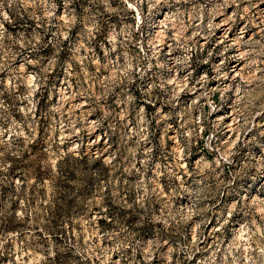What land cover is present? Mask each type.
Listing matches in <instances>:
<instances>
[{"label":"rangeland","instance_id":"374dc122","mask_svg":"<svg viewBox=\"0 0 264 264\" xmlns=\"http://www.w3.org/2000/svg\"><path fill=\"white\" fill-rule=\"evenodd\" d=\"M222 2L0 0V264H201L217 245L219 264L245 224L264 227V56L249 54L225 94L211 89L221 48L193 35L211 36L201 28ZM245 7L223 12L260 40ZM178 10L159 47L158 19ZM175 78L186 82L149 88ZM229 103L236 129L223 136ZM197 180L206 210L177 224Z\"/></svg>","mask_w":264,"mask_h":264},{"label":"clouds","instance_id":"9594fccd","mask_svg":"<svg viewBox=\"0 0 264 264\" xmlns=\"http://www.w3.org/2000/svg\"><path fill=\"white\" fill-rule=\"evenodd\" d=\"M154 2H159V0H154ZM167 2V0H165ZM193 3V0H177V3ZM239 0H223L222 3L217 4L215 8L211 10L210 16H209V23L204 28H201V32L205 31L206 29H212L214 27L212 20L214 17L218 14H221L224 9H226L230 4L238 3ZM258 3H264V0H258ZM258 3H253V0H248V7L243 10L244 14L247 15L249 12H251L252 8L258 7ZM0 11H2V4H0ZM189 15L192 16L194 20L200 19L203 15V7L199 4H194L191 10L188 12ZM185 16L184 11L178 10L175 17H169V24H171V21L173 19H176L177 21H180L181 24L183 23V17ZM258 18L260 23L257 24V27L259 28L260 32L262 33L261 39H251L249 41H246L247 45H249V51L243 53L245 57H247L251 53H255L257 57L264 56V12H260L258 14ZM251 17H249V20L251 21ZM200 34V33H196ZM210 34V33H209ZM184 48L185 52L188 53L191 51L187 47V45H180ZM151 47V46H150ZM190 59L189 56H185L183 59H177L176 63L177 65H182L184 67L187 66V61ZM258 61L252 60L250 61V64H256ZM131 66L129 61V67ZM162 67V65H160ZM180 68H177V71H179ZM218 75L217 79L221 78H227L226 73H221L220 68L216 69ZM262 82H264V77L260 78ZM186 81L176 79L175 81L172 80H162L160 84H152L149 86V88H166L168 84L175 83L179 85H183ZM245 83H248L247 80H245ZM191 90V89H190ZM222 91H228V89H224ZM245 94L247 95V91L245 90ZM207 95V93H206ZM171 96L173 99H178V89L176 87H173L171 90ZM239 98V97H238ZM129 100L132 99V97H128ZM142 131H144L142 129ZM187 135H198V132L193 129ZM211 142V137H209V143ZM189 145L191 144V141L188 142ZM159 167V166H158ZM195 184L197 187L195 188H185L184 191L188 193L190 205L183 207L179 209V211L172 214L171 219L176 220V217H179L178 220H176V223L179 224L181 222L187 223L193 216L201 215L203 211L206 209H201L198 207L200 201L205 198V194L208 193L211 190V187L209 185L203 184L202 180L195 181ZM173 192H176V188L173 187ZM264 203V202H262ZM232 211L235 210V206L231 209ZM261 219L264 220V208H261ZM201 227V223H197L195 225V229H199ZM195 234V233H193ZM258 237H264V227L261 226L260 223H258L254 218L251 221L250 225L245 224L244 227L240 230L239 237L235 239L232 244H230L222 254H220L219 257V264H264V241H260ZM254 239H257L258 246L253 247L252 242ZM248 241V243H244V241ZM156 247H159V243L157 242ZM150 249L152 245L149 246ZM219 245H217V251L213 252L211 255H209L205 260L201 261V264H217L218 262V256L217 253L219 252ZM183 251V249H181ZM149 255H151V251H149ZM191 255V253H189Z\"/></svg>","mask_w":264,"mask_h":264},{"label":"bare ground","instance_id":"6f19581e","mask_svg":"<svg viewBox=\"0 0 264 264\" xmlns=\"http://www.w3.org/2000/svg\"><path fill=\"white\" fill-rule=\"evenodd\" d=\"M234 10L228 13L222 12L221 14H218L214 17V19L212 20L214 27L211 29L212 33H210L211 36L208 35L209 36L208 39L201 37L199 34H196L197 32L193 34L195 37V41L198 40L201 46L209 44L208 40L213 36V38H215L213 48L215 47L221 48V52L217 56L219 57V60L218 62H216L214 66H212L213 73L217 76L218 73L216 69L220 68V72L226 73L227 78H223L222 76L221 78L217 79L215 77L216 79H214L211 82L212 84H214L212 85L211 89H214V90L219 89L222 93H225V94L230 92L231 90L235 92L238 90L241 80L245 78L244 77L245 69L248 67V66L246 67V64H247L245 63L246 57L243 55V53L245 52L242 48V45L244 42L248 41L251 38V35L249 36V30L247 29L245 25H241L237 29L238 31L235 30L234 23H236L237 20H236V15L234 14ZM254 11L256 15L260 13L259 4H258V7L254 8ZM168 22L169 20L167 16L164 15L163 17L158 19L156 23L154 38L158 40L159 47H162L163 45L166 44V38H167L166 30H167ZM170 56L174 57L173 54H170ZM206 74L207 73L205 72L204 75ZM224 89H228V91H222ZM228 106H229L228 107L229 113L223 114L216 118V121H217L216 124L222 126L223 136H226L228 134L231 135V133H233L236 129L235 114L233 112L232 104L229 103ZM261 201L264 202V195H262ZM262 205L264 206V203H262Z\"/></svg>","mask_w":264,"mask_h":264},{"label":"trees","instance_id":"16d2710c","mask_svg":"<svg viewBox=\"0 0 264 264\" xmlns=\"http://www.w3.org/2000/svg\"><path fill=\"white\" fill-rule=\"evenodd\" d=\"M35 144V143H34Z\"/></svg>","mask_w":264,"mask_h":264}]
</instances>
